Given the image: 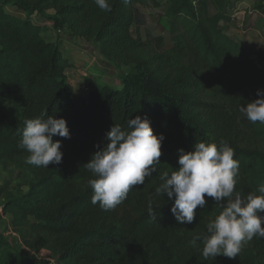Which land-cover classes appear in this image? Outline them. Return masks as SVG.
<instances>
[{"label":"trees","instance_id":"1","mask_svg":"<svg viewBox=\"0 0 264 264\" xmlns=\"http://www.w3.org/2000/svg\"><path fill=\"white\" fill-rule=\"evenodd\" d=\"M147 1L109 0L112 11L103 12L94 0H0V161H18L29 176L26 190L6 194L3 213L13 214L14 229L28 247L48 250L65 264H264V238L245 243L234 260H205L202 242L189 244L222 211L212 198L205 197L191 224L177 223L167 196L153 200L155 221L147 212L160 176L179 167L177 150L191 151L197 142L219 148L224 141L234 150L242 196L264 184V124H241L237 110L264 90V49L251 55L224 32L220 22L231 19V0H168L173 26L183 28L190 46L184 53L181 35H174L173 47L158 51L132 34L136 4ZM36 14L57 31L97 42L113 64L130 65L121 86L91 79L89 96L77 95L61 45L46 39ZM201 69L214 81L211 92ZM137 115L165 137L160 164L116 209L102 210L91 202L93 177L84 164L96 145L107 144L104 136L114 123L126 127ZM49 116L64 118L70 130V139L53 137L61 141L62 162L27 164L29 153L18 147L24 121ZM0 264L39 261L0 232Z\"/></svg>","mask_w":264,"mask_h":264},{"label":"clouds","instance_id":"2","mask_svg":"<svg viewBox=\"0 0 264 264\" xmlns=\"http://www.w3.org/2000/svg\"><path fill=\"white\" fill-rule=\"evenodd\" d=\"M130 0H122L128 4ZM103 12H111L109 0H94ZM259 98L241 106L240 111L253 122L264 124V90H257ZM25 127L18 147L29 155L26 163L49 168L62 162L61 141L54 136L70 139L71 134L64 118L40 117L24 121ZM107 144L96 145L95 151L84 167L91 173L88 185L93 191L92 204L110 211L122 204L130 190L144 185L160 164L163 133L156 135L147 117L130 118L126 127L113 124L105 134ZM179 167L160 176L162 183L150 194L147 212L152 221L157 219L153 200L165 197L174 200L171 206L177 223H193L198 206L206 205L205 197L212 198L222 209L206 225V233L194 236L189 244L197 247L202 242V257L207 260L224 256L236 259L245 243L254 237L264 238V184L257 192L246 197L236 191L239 161L234 150L224 141L216 143L197 142L191 151L180 148ZM158 207V206H157Z\"/></svg>","mask_w":264,"mask_h":264},{"label":"rangeland","instance_id":"3","mask_svg":"<svg viewBox=\"0 0 264 264\" xmlns=\"http://www.w3.org/2000/svg\"><path fill=\"white\" fill-rule=\"evenodd\" d=\"M136 6L139 12L136 14L132 25V34L134 36H140L143 40L150 41L151 46L158 51H169L173 47L174 35H181L179 43L184 45V53L188 50L190 41L184 35V30L181 26H178L177 30L174 28L168 0H150L143 4L138 3ZM15 9L10 7L11 11L16 12L18 15H23V12ZM210 9L212 13L216 12L212 5ZM229 13L231 19L220 22L224 32L229 37L237 40L251 55H255L259 50L264 49V0H231ZM33 18L38 24L44 23L45 26L51 24L46 22L43 17L37 16V14ZM44 35L49 41L57 42L61 45V49L67 59H71L75 54L79 55L77 61L80 66L68 65L66 68L69 80L70 77H73V74H76L82 83L89 82L92 79L121 86V75L130 70V65L124 63L115 65L104 57L99 52L98 43L95 41H85L79 37L73 38L68 32L64 30L57 31L51 26L50 30L46 31ZM67 43L75 44V48L67 46ZM85 48V54H81V51ZM72 51L75 53H71ZM201 73L206 80L205 83L208 84L207 91L211 92L214 87L213 79L203 69H201ZM249 102L251 101L243 100L237 106L241 124L250 122L240 111V107L246 106ZM28 180L27 169L18 161H0V188L2 187V192H0V232L11 236L16 245L24 249L30 256L35 257L39 264H65L59 262L49 251L42 250L38 253L28 247L26 241H22L19 233L14 229L13 214L3 213V203L6 194H17L21 190H26Z\"/></svg>","mask_w":264,"mask_h":264},{"label":"crops","instance_id":"4","mask_svg":"<svg viewBox=\"0 0 264 264\" xmlns=\"http://www.w3.org/2000/svg\"><path fill=\"white\" fill-rule=\"evenodd\" d=\"M45 19V18H44ZM45 21L46 22H50L51 24H49V25H47V26H45L44 25V23H40L43 27H45V31H44V33L46 32V31H48V30H50V26L51 27H53L54 28V26H53V22L51 21V20H48V19H45ZM45 22V23H46ZM55 29V28H54ZM45 36V35H44ZM73 38L74 37H77V36H72ZM78 38V37H77ZM79 38H81V39H83V40H85V41H88V40H86L85 38H82V37H79ZM47 39V38H46ZM48 40V39H47ZM67 46H70L71 48H75V44L74 45H72V44H70V43H67ZM85 50H86V48L85 49H83V51H81V54H85ZM100 52V51H99ZM64 53V52H63ZM71 53H75L74 51H72ZM64 57L66 58V56H65V53H64ZM78 57H79V55H73L72 57H71V59H67L66 58V60L68 61V63H69V66H80L79 64H78V61H77V59H78ZM80 57H81V55H80ZM88 64V63H87ZM72 69V68H71ZM74 69V68H73ZM77 70V69H76ZM73 74V73H72ZM85 74V73H84ZM102 76H103V74H101ZM70 77V76H69ZM70 80H71V82H72V84H73V86H74V89H75V92H76V94L77 95H79V96H83V97H85V98H87L88 96H89V93H90V90H91V82L89 81H86L85 83H82V81H81V79L78 77V76H76V74L74 75L73 74V77H70ZM88 80H90V79H88ZM106 82V81H105ZM46 251H48V250H46Z\"/></svg>","mask_w":264,"mask_h":264},{"label":"built area","instance_id":"5","mask_svg":"<svg viewBox=\"0 0 264 264\" xmlns=\"http://www.w3.org/2000/svg\"><path fill=\"white\" fill-rule=\"evenodd\" d=\"M59 31H61V30H59ZM13 234H15V232H13ZM14 236V235H13Z\"/></svg>","mask_w":264,"mask_h":264}]
</instances>
